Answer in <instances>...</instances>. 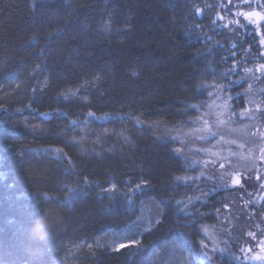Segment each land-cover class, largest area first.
<instances>
[{
	"label": "trees",
	"instance_id": "trees-1",
	"mask_svg": "<svg viewBox=\"0 0 264 264\" xmlns=\"http://www.w3.org/2000/svg\"><path fill=\"white\" fill-rule=\"evenodd\" d=\"M205 5L0 0V108L10 120L0 125V264H60L67 252L76 264H151L163 242L195 264L196 228L176 219L178 200L190 194L179 184L187 168L143 124L172 126L193 114L201 74L214 65L197 57L211 18L197 15ZM27 108L52 115L41 121ZM18 112L32 129L19 125ZM89 113L112 117L69 126ZM125 180L144 186L134 204L118 189L106 191ZM69 187L77 191L61 219H43L53 206L41 200L25 235L36 198L63 200ZM138 198L163 208L156 226L99 245L136 219ZM133 238L138 246L113 251Z\"/></svg>",
	"mask_w": 264,
	"mask_h": 264
},
{
	"label": "rangeland",
	"instance_id": "rangeland-1",
	"mask_svg": "<svg viewBox=\"0 0 264 264\" xmlns=\"http://www.w3.org/2000/svg\"><path fill=\"white\" fill-rule=\"evenodd\" d=\"M203 1L206 2L205 8L197 15L211 18L208 26L201 30L204 42L197 57L214 65L208 74H201L195 91L198 105L192 107L193 117L172 126L162 127L157 123L143 124V127L151 130L155 141L165 144L187 168V175L179 184L190 194L178 200L176 219L183 227L196 228L195 264H264V260L256 259L257 256L264 257L259 246L264 240V188L261 187L264 184V160L260 159L264 155L260 152L264 147V74L255 71L258 65L264 64V56H261L264 47L260 46L257 24L234 15L237 11L252 10L242 0ZM238 4L240 8L235 7ZM252 8L264 11L256 7L255 0ZM229 21L239 23L229 24ZM226 24L228 27H224ZM234 67L235 71L232 70ZM245 68L254 71L246 73ZM257 105L261 111H256ZM246 109L249 111L245 112ZM27 112L41 121L49 120L52 115L46 112L37 116L29 108ZM20 113L17 114L19 118ZM8 114L0 108V125L10 123ZM55 114L59 116V112ZM111 117L94 118L93 114H88L83 122L71 121L69 126H83L86 121L100 123L111 120ZM220 119L225 122L219 123ZM17 120L24 130L32 129L29 123L32 124V120ZM204 120L209 122L210 132L215 135L205 128ZM221 164L224 168L220 167ZM237 172L241 174L240 185L232 184V177ZM257 176L261 179L258 180ZM128 182L121 181L119 188L110 192L118 189L115 194H124L132 204L144 186L141 184L137 189L136 184ZM129 187L132 191L128 190ZM138 209V216L124 230L112 233V238L104 236L97 243L107 247L118 239L141 235L156 226L163 212L160 205L149 200L142 202ZM249 232L255 233L256 239L248 236ZM137 241L140 243V239ZM202 241L206 247H202ZM174 248L163 242L151 264H184L177 258ZM72 256L74 254L67 252L60 264H76Z\"/></svg>",
	"mask_w": 264,
	"mask_h": 264
},
{
	"label": "snow or ice",
	"instance_id": "snow-or-ice-1",
	"mask_svg": "<svg viewBox=\"0 0 264 264\" xmlns=\"http://www.w3.org/2000/svg\"><path fill=\"white\" fill-rule=\"evenodd\" d=\"M255 2H256V7L257 8L264 9V2H261V0H255ZM242 3L246 4L252 10L249 11V12L237 11L234 15L237 16V17L243 16L244 19L249 21L250 23L257 24V26H258L257 27V34L261 36L260 46L264 47V32H261V29H264V11H256L255 8H252L253 0H242ZM235 7L240 8L241 5L238 4V5H235ZM199 13H200V9H197V14H199ZM220 18L223 19V17H220ZM215 23H216V21L214 20L213 24H215ZM232 23H237L238 24L239 22L238 21H229V24H232ZM224 27H228V25L226 24V25H224ZM261 56H264V52L261 53ZM232 70L235 71L236 68L234 67ZM244 71L247 73V72H253L254 70L250 69V68H245ZM255 71L264 74V64L258 65L256 67ZM209 95H212V93H209ZM193 107H196V106L193 105ZM247 111H249V110L246 109L245 112H247ZM256 111H261V108H260L259 105L256 106ZM89 115H92V113H89ZM221 115H223V114L221 113ZM224 122L225 121L222 120V119L219 120V123H221V124H223ZM203 123L205 125V128L209 130V133L211 135H215L214 133L210 132V128L208 127L209 122L207 120H204ZM252 135H255V133H253ZM200 138L203 139L204 137H200ZM262 138H264V134H262ZM230 143H231V141H230ZM240 147H243V145H240ZM60 151H62V150H60ZM260 152L264 153V147L260 148ZM260 159L264 160V155H262L260 157ZM220 167L224 168V164H221ZM240 175L241 174L237 172L232 177V184L240 185V183H241ZM256 178L258 180L261 179V177H259V176H257ZM187 179H193V178L192 177H188ZM245 179H250V177H245ZM128 183H131V182H128ZM135 187L137 189H139L140 188V184H136ZM261 187L264 188V184H261ZM115 188H116V186L112 185L111 188L106 189V191L110 192V191H112ZM128 190L132 191V188L129 187ZM76 191L77 190L75 188L69 187L67 189V193H66L65 199H63V200H60L57 197L49 196L48 194H43L42 197H37L36 198V203L32 206L31 211L28 213V224H27V227L25 229V235L27 234L28 230L33 227L37 217H40L41 200H43L45 203H49V204H51L53 206L52 209H50L49 212L44 214L43 219H47L48 217H53L55 222H56V221L61 219V215H60L59 209L62 208L68 202V200L70 199L71 195L74 194ZM43 228H44V225L40 224L34 230L35 231H42ZM248 236L252 237L253 239H256V234L255 233L249 232ZM201 243H202V247H206V245L203 244V241ZM137 244H139V241H137V240H135L133 238L128 243H123V242L120 243L119 247H117L114 250L115 251H120L121 249H124V248L134 247ZM259 246L261 248V251L264 252V240L260 241V245ZM249 251H251V250H249ZM256 259L264 260V257L257 256Z\"/></svg>",
	"mask_w": 264,
	"mask_h": 264
},
{
	"label": "bare ground",
	"instance_id": "bare-ground-1",
	"mask_svg": "<svg viewBox=\"0 0 264 264\" xmlns=\"http://www.w3.org/2000/svg\"><path fill=\"white\" fill-rule=\"evenodd\" d=\"M218 77H220V76L218 75ZM193 105L197 106L198 104H197V102H194V103H192L191 106L193 107ZM93 117L96 118V116H94V115H93ZM192 117H193V116L190 115L188 119H190V118H192ZM140 185H141V184H140ZM136 200H137V201H135V205H134V206H136V207H137V211H139L138 207L141 206V203L144 202V201H142L141 198H138V199H136ZM143 200H144V199H143ZM133 204H134V202H133ZM137 216H138V215H137ZM149 230H150V229H149Z\"/></svg>",
	"mask_w": 264,
	"mask_h": 264
}]
</instances>
